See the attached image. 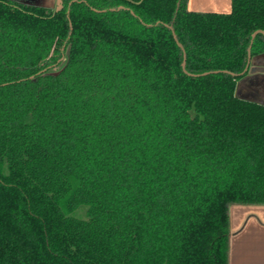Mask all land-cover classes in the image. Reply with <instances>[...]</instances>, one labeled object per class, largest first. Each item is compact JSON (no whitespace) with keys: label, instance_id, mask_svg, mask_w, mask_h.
I'll use <instances>...</instances> for the list:
<instances>
[{"label":"trees","instance_id":"obj_1","mask_svg":"<svg viewBox=\"0 0 264 264\" xmlns=\"http://www.w3.org/2000/svg\"><path fill=\"white\" fill-rule=\"evenodd\" d=\"M258 29L264 0H0V264H228L230 205L264 204Z\"/></svg>","mask_w":264,"mask_h":264},{"label":"crops","instance_id":"obj_2","mask_svg":"<svg viewBox=\"0 0 264 264\" xmlns=\"http://www.w3.org/2000/svg\"><path fill=\"white\" fill-rule=\"evenodd\" d=\"M187 7L226 12L230 0H187ZM235 90L242 98L264 104V52L251 55ZM228 264H264V204L230 205Z\"/></svg>","mask_w":264,"mask_h":264},{"label":"water","instance_id":"obj_3","mask_svg":"<svg viewBox=\"0 0 264 264\" xmlns=\"http://www.w3.org/2000/svg\"><path fill=\"white\" fill-rule=\"evenodd\" d=\"M19 1L27 3V4H32L35 6L46 7V8H55L56 5L59 4V0H57L56 3H55V0H19ZM178 3L179 2L177 1V3H176L177 6H178ZM170 29L172 31L173 37L176 39V35H175V32H174L172 25H170ZM257 33L264 34V30L258 29V30H255L254 32H252L251 40H250V43H249L248 48H247V62H246V65H245L243 71H246L248 68L250 57H251V54H250L251 43H252V40ZM176 42H177L178 46L182 48L181 43L179 41H176ZM182 51H183V60H182L181 65H182V69L185 71V53H184L183 48H182ZM225 71H227V70H225ZM204 73H206V72H202V74H204Z\"/></svg>","mask_w":264,"mask_h":264},{"label":"rangeland","instance_id":"obj_4","mask_svg":"<svg viewBox=\"0 0 264 264\" xmlns=\"http://www.w3.org/2000/svg\"><path fill=\"white\" fill-rule=\"evenodd\" d=\"M57 0H55V3H56Z\"/></svg>","mask_w":264,"mask_h":264}]
</instances>
